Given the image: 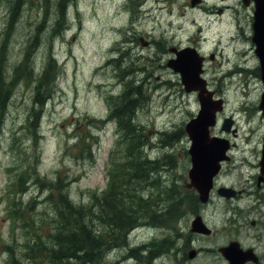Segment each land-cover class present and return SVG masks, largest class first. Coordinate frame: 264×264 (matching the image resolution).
I'll return each mask as SVG.
<instances>
[{
	"label": "rangeland",
	"instance_id": "374dc122",
	"mask_svg": "<svg viewBox=\"0 0 264 264\" xmlns=\"http://www.w3.org/2000/svg\"><path fill=\"white\" fill-rule=\"evenodd\" d=\"M240 2L207 0L206 9L191 10L181 9L187 1L178 0L175 5L179 4L180 10L173 11L166 0H151L152 12L136 23V29L158 39L150 48L138 44L141 58L131 63L133 52L127 51L121 41L134 30L129 29L130 15L118 8L120 0H0V46L8 24L5 47L0 49L4 79H13L14 69L27 50L31 58L22 67L24 75L13 79L6 105H0V264H10L14 259V264L57 261L47 249L53 247L50 236L57 232L61 216L56 199L88 207L81 210L83 216L75 211L71 222L88 220L94 227L87 216L88 210L95 208L89 205L94 195L107 189L109 170L113 169L111 152L115 150L116 162H124L127 155L126 144L117 146V124L123 116L110 113L108 99L112 98L133 100L128 118L143 132L148 157L162 158L163 162L175 158V167L165 169L164 165L155 174L168 188L167 195L147 188L143 196L153 193L157 197L154 202H159L157 208L165 214L176 207L170 205L173 191L169 188L173 183L179 190L175 189L172 196L178 197L181 206L173 217L147 219L122 241L105 243L98 251V257H104L101 262L74 259L72 263L177 264L174 253L178 249L170 257L164 250L170 242H181L179 248L187 244L193 219L197 218L193 214L199 204L191 199L190 187L185 185L190 139L184 126L198 111L199 102L197 94L184 89L180 74L167 65L174 57L169 48L198 47V24L207 38L215 40L202 46L206 54L216 52V58L206 63L204 76L216 97L223 98L225 116L234 119L237 135L231 141L236 147L226 171L234 168L226 182L237 183L235 169L253 170L244 163L250 158L256 164L264 134V115L258 107L263 82L256 68L259 61L255 45L233 39L234 25L231 28L229 22L228 5L232 8ZM219 8H224V14ZM163 35L168 39L166 44ZM116 49H125L127 57H117L118 53H112ZM112 56L116 58L107 65ZM119 68H128L129 72L122 75ZM4 95L2 99H6ZM25 185L28 190L21 194ZM210 206L203 210L201 206L200 211L215 227H221L227 217L225 208L219 205L215 208L219 215L211 216V209L207 211ZM185 223L189 228L184 232L181 227ZM97 228L101 231L103 226ZM36 242L39 249L38 245L31 249ZM204 257L202 254L197 262H207L200 260Z\"/></svg>",
	"mask_w": 264,
	"mask_h": 264
},
{
	"label": "flooded vegetation",
	"instance_id": "af4514ba",
	"mask_svg": "<svg viewBox=\"0 0 264 264\" xmlns=\"http://www.w3.org/2000/svg\"><path fill=\"white\" fill-rule=\"evenodd\" d=\"M120 1L121 3H118V8L122 11H126L127 14L130 15L129 21L131 27H129V29L132 28L134 30V33H132L131 36L126 35L121 41L125 49L134 53L139 51L137 46L143 41L142 38H140L141 36L144 38H152L153 40H149L148 42L155 45L154 40H157L158 38L152 37L151 35L145 36L141 33H137L138 30L136 29V23H141L140 20L142 21L152 12V7H154V5L151 3V0ZM155 1L159 3L160 0ZM177 1L178 0H166L169 4L168 8L172 7L173 11H175L176 8V11H179L180 5H175ZM180 1H187V3L182 5L181 9H184V7L186 9L190 8L191 10H199L201 8L206 9L204 5L207 0H201L194 6L192 5V0ZM227 9H230L229 22L231 28H233L232 26L234 25L232 38H241L253 43L254 0H241L240 5H234L232 8L228 5ZM242 9L246 13H243ZM171 11L169 12L171 13ZM218 11L223 13L224 8H219ZM249 28L250 32L248 31ZM197 30L202 32V28H198ZM127 32H129V30ZM199 38V36H196V40ZM203 39H207V37L204 36ZM167 40L168 39L163 35V44H166L165 42H167ZM169 49L174 52L173 47ZM177 49H175V51ZM257 70L259 71V69ZM236 131L237 129L227 134V138L231 140L232 137L237 135ZM235 147L236 144L234 141H231L228 150V158L223 161L222 168L215 177L214 187L211 191L209 201L201 208L203 203L201 204L200 199L196 197V202L199 204V207L198 211L193 214V217L200 216L202 221L208 226L210 230L209 233H199L193 230L191 231L190 229V234L188 235L189 241L187 242L189 245L188 249L187 244H184L179 248L181 242L177 244L173 242L166 245L164 252L168 254V257L171 256V252L178 249L176 250V253H174L177 264H200L197 261L202 254H204L205 257L200 259L201 261L208 259V261L203 264H264L263 136L261 138L259 155H256V164H254L250 158H246L244 163V165L247 164V166H251L253 170H235L238 175V182L236 183L233 181L227 183L226 179L234 167L230 166V169L227 172L226 163H229L231 160V153L233 156ZM186 152L189 155L188 150H186ZM187 160L189 164H191L190 155L187 156ZM223 188H227L228 190H223ZM208 204H211L210 207H207V211L211 209V216L219 215L215 211V208L219 205L223 207V210L225 208L227 217L221 227H215L212 221H208V218L202 213V211H200V208L203 210ZM188 228L189 225H186V223L181 227L184 232ZM202 241L211 242V245L200 244Z\"/></svg>",
	"mask_w": 264,
	"mask_h": 264
},
{
	"label": "trees",
	"instance_id": "16d2710c",
	"mask_svg": "<svg viewBox=\"0 0 264 264\" xmlns=\"http://www.w3.org/2000/svg\"><path fill=\"white\" fill-rule=\"evenodd\" d=\"M7 27L4 31L5 38L0 46L1 50L4 49L7 40ZM30 61L29 50H27L20 64L14 69L13 79L24 75L22 67L29 64ZM119 69L122 70L120 73L123 75L124 69ZM127 71L129 72V70ZM127 71L124 74H127ZM13 79L7 81L0 71V105H6L11 95L9 92H12L9 90ZM4 94L6 99H2ZM112 99L114 111L119 116H123L122 121L121 119L119 121V128L122 131L121 147L126 144V160L124 162H116V155L114 156L112 160L113 169L112 172L110 171L111 180L106 191L99 195H94V202L89 205L95 208V210H88L89 216H87L90 218V222L94 223L95 228L91 226L88 220L85 223L75 221L72 225L71 220H73L72 216L75 211L83 216L84 214L81 210L88 207L74 205L71 202L62 200V198L56 199L61 216L56 229L57 232L50 236L54 241L53 247L47 248L53 259H57L52 264H75V262L72 263L74 259L75 261L83 262L93 259V263L101 262L104 257L102 255L98 257V251L99 249L101 250L105 243L122 241L132 228L147 219H154L158 216L173 217L177 214L178 207L181 206L178 202L174 204L176 207H170L164 214V212L159 211L160 208H157L159 202H154L157 197L153 193L148 194L146 197L143 196L142 193L147 188H155L162 191L161 195H167L168 188H165L166 186L162 183L161 178L155 175L159 173L160 168L165 165L166 161L163 162L162 158L146 159L144 147L147 142L143 139L144 134L136 128L135 124H132L131 117L128 118V110L131 108L133 100ZM151 178L152 184L149 185L148 182L151 183ZM133 185H136V187L130 191ZM175 189L179 190V186L172 183L169 190L174 192ZM173 192L170 195L175 198L174 195L172 196ZM188 194L191 199L196 200V194L192 190L189 189ZM167 201L169 202L170 198ZM95 223L98 224L95 225ZM100 224L103 226V231L97 230ZM37 245L38 250L39 242H36L31 249H36ZM14 260L11 264H14ZM15 264H19V262L15 261Z\"/></svg>",
	"mask_w": 264,
	"mask_h": 264
},
{
	"label": "water",
	"instance_id": "95a60500",
	"mask_svg": "<svg viewBox=\"0 0 264 264\" xmlns=\"http://www.w3.org/2000/svg\"><path fill=\"white\" fill-rule=\"evenodd\" d=\"M257 20L254 24L255 35L253 40L257 44L256 52L261 60V73L264 82V2L261 0L256 11ZM185 50L176 61V70L181 71L183 83L188 91L200 90L199 99L201 109L197 117L187 124V130L192 139L190 152L192 155V168L189 171L191 186H195L203 201L207 200L213 183V177L220 167V160L225 158L228 148L227 140L217 139L210 136V126L216 123V111L222 109L221 101L212 104L211 95L206 89V81L200 76L202 69V58L186 61ZM261 108L264 111V93L261 100ZM231 121L226 119L223 128L228 130Z\"/></svg>",
	"mask_w": 264,
	"mask_h": 264
},
{
	"label": "bare ground",
	"instance_id": "6f19581e",
	"mask_svg": "<svg viewBox=\"0 0 264 264\" xmlns=\"http://www.w3.org/2000/svg\"><path fill=\"white\" fill-rule=\"evenodd\" d=\"M6 27V26H5ZM112 100L113 99H111V101L108 99V103L109 104H112ZM147 156V155H146ZM166 156L168 157V155H167V153H166ZM171 158V160L170 161H166L165 162V169H168L167 168V166L168 167H175L176 166V162L174 161L175 160V158L174 157H170ZM146 159H153L152 157H146ZM236 168V167H235ZM236 170V169H235ZM28 190V188H27V186L25 185L24 187H22L21 186V190L19 191L21 194L22 193H26V191ZM172 199H173V201H172V204L171 205H174V204H177L178 202H179V199H178V197H175V198H173L172 197ZM171 200V199H170ZM74 205H77L76 203H74V202H72Z\"/></svg>",
	"mask_w": 264,
	"mask_h": 264
}]
</instances>
